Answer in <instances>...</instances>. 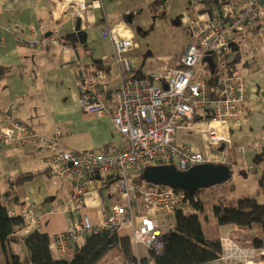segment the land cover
Masks as SVG:
<instances>
[{
    "label": "built area",
    "instance_id": "1",
    "mask_svg": "<svg viewBox=\"0 0 264 264\" xmlns=\"http://www.w3.org/2000/svg\"><path fill=\"white\" fill-rule=\"evenodd\" d=\"M199 1L188 0V3L194 7L199 5ZM98 3V0H55L53 7L55 11H65L76 17ZM197 14L187 12L182 18L183 28L189 31L196 42L187 46L180 57L179 66L164 75L143 72L140 59L129 56V52L137 46L133 38H119L115 30H102V37L112 40L113 60L118 69L114 114L110 119L117 141L106 149L85 152L66 149L59 142L60 131L57 130L56 137L50 139L35 132L12 113L2 115L0 145H37L49 153L46 167L52 183L55 184L59 178H68L71 182L69 207L78 209L83 206L87 186L95 182L96 175L111 176V191L122 201L104 215L99 225H93L87 215H82L70 229L54 235L59 253L67 251L68 241L96 235L101 231L117 234L129 227L128 238L137 264L143 258L140 245L150 254L147 263L153 264L154 257L162 253L163 235L172 229L166 219L174 216L184 201L185 192L168 187L159 192L147 191L145 185L136 186L131 182L127 171L135 168L138 172L149 162L154 165H173L181 171L204 163L231 167V155L244 154L245 147L234 146L224 126L230 121L238 122L243 115V105L247 99L245 81L237 75H222L214 78V85L210 87V72L204 67L202 59L205 52H210L216 59L230 54L244 40L247 32L261 26L264 0H226L214 16L203 18ZM5 29L9 30L8 27ZM260 29L264 41V27ZM55 33L51 31L39 43L27 41L19 35L14 38L17 43L31 47L42 44L62 47L61 39ZM62 48L67 49L64 46ZM84 49L83 55L92 57L91 49ZM81 61L79 56L74 58L79 106L85 113L107 116L108 99L103 88L107 71L95 60H90L87 65ZM164 84L167 89H164ZM195 117L208 119L204 130L206 143L211 150L208 155L192 151L189 145L175 142L178 123ZM263 145L264 129L253 143L254 147ZM243 173L253 174L254 169L251 167ZM75 212L78 213L77 210ZM19 215L26 224L37 223L28 201L24 202ZM158 215L162 218L159 219ZM226 240H221L222 254L216 264L223 260H242L240 254L251 255L250 250ZM227 253L229 256L225 255Z\"/></svg>",
    "mask_w": 264,
    "mask_h": 264
},
{
    "label": "crops",
    "instance_id": "2",
    "mask_svg": "<svg viewBox=\"0 0 264 264\" xmlns=\"http://www.w3.org/2000/svg\"><path fill=\"white\" fill-rule=\"evenodd\" d=\"M151 1L148 0L149 3ZM54 4L55 0H0V67L4 69V75L0 78V126L2 113L10 112L44 137H52L55 131H60L59 140L66 149L78 152L106 149L117 141V134L110 118L85 113L79 106L74 58L82 56L78 50L80 47L83 48L84 44L78 43L73 47L68 42L65 43L67 45L62 42V47L66 46V50L50 44L31 47L17 43L14 36L19 35L27 41L39 43L54 30L56 31L54 35L62 39L64 35L73 31L76 19L79 18L81 29L84 32L98 26L101 28L103 40L110 39L102 37V30L108 29L115 30L119 38H133L137 43L131 27H134V30L137 28L132 25V21H134L133 13H137L138 10L135 9L136 6L126 4L124 0H110L107 8H104L100 1L80 16L73 17L68 15V12L55 11ZM187 12L192 13L185 10L178 15L181 24ZM217 12L218 8L212 6L207 13ZM108 13L113 16L111 21L108 20ZM115 20L117 22L114 25L111 24ZM128 20L131 22L128 23ZM193 40L195 43L196 40L194 38ZM138 48L137 43L135 49L129 52V56L140 59L134 55ZM10 49L11 51H8ZM16 51H20L19 58L10 62V55ZM244 53L248 56L245 63L241 65ZM250 54L239 45L227 55V60L223 58L230 63L229 68L234 73L238 71L242 73L247 87V99L243 105L241 119L238 122H227L224 130L229 134L234 146L245 147L243 155L235 154V156L243 157L248 151L258 150L255 156L260 159L263 149L254 147L253 143L258 140L260 131L264 129V47L260 48L258 56H255L257 53ZM181 55L168 63L166 61L172 58H164L166 64L164 66L163 63L161 64L160 67L163 68L161 73L173 69L178 64ZM80 59L82 63L99 60L103 65L108 66L110 73L103 87L111 91L112 96L115 97L118 77L116 80L111 77L110 63L113 58L93 55L92 52V57L83 55ZM140 61L143 70L145 60L140 59ZM207 122V118L201 117L181 121L182 125L175 131V142L179 145H189L192 151L208 155L211 150L206 143L204 131ZM196 130L199 131L200 137L201 133L205 135L203 136L205 144L202 142L197 145L190 142ZM48 156L49 153L37 145L11 147L0 145V200L16 214H19L24 202L28 201L31 214L37 222L36 224L25 223L14 233V241L3 245L0 242V264H5L8 257L12 255L18 256L21 263H24L26 256L24 239L34 230L49 236L50 250L54 259H64L70 253L69 260L73 255V250L83 245L84 237L76 241H68L67 251L61 254L56 249L54 235L70 229L82 215H87L93 225H99L104 215L111 212L115 204L122 203L114 197L116 194L111 191V181L107 177L100 176L101 179L95 177V182L87 186L83 206L78 209L69 207L68 201L72 196L71 182L68 178H59L55 180V184L52 183L49 173L47 175L46 172ZM235 156L230 160L232 165L238 163ZM243 161L247 165L248 158L245 157ZM249 168H240V171L243 173ZM136 171L132 168L128 172L131 182L137 176ZM18 177H22L23 181L17 182ZM104 178L107 181L106 184L101 183ZM107 188L110 190L109 194L104 195L102 191ZM14 195L17 198L14 199ZM76 210L78 213L75 212ZM129 232V227H126L117 235L128 237ZM250 233L252 232L235 226H217V236L214 238H222L226 235L233 243L242 245L241 235ZM249 250L252 258L255 259L254 262L230 259L223 260L219 264H264V247L249 248Z\"/></svg>",
    "mask_w": 264,
    "mask_h": 264
},
{
    "label": "trees",
    "instance_id": "3",
    "mask_svg": "<svg viewBox=\"0 0 264 264\" xmlns=\"http://www.w3.org/2000/svg\"><path fill=\"white\" fill-rule=\"evenodd\" d=\"M166 1L167 0H152L150 2L148 11L152 19L164 16L163 10ZM185 2L187 4L186 10L192 13L205 15L211 10L212 6H221L225 0H200L199 5L194 7H191L188 0H185ZM208 14L209 16H213L215 13ZM261 27H264V19L262 20ZM62 42L64 45H67L65 43L68 41L62 37L61 43ZM84 50H86V48ZM212 59L215 65V73H209L208 83L210 87L214 85V78L224 74L229 75L234 73L229 68L230 63L224 61L219 65V63L216 62L215 56L212 55ZM179 60L175 67L179 66ZM95 62L106 69L108 76L110 73L108 66L103 65L99 60H95ZM87 64H89V62L83 63V65ZM203 65L207 68L206 64ZM225 70L226 72L224 73ZM3 75L4 69L0 67V78ZM105 92L108 99V113L106 117L111 119L114 114V96H112L111 91L109 92L108 89H106ZM9 113L10 112H3L2 115H7ZM180 125L182 124L178 123V126ZM55 137L54 133L52 137L48 138L54 139ZM263 146L262 149H264ZM145 166L143 165L136 173L137 176L133 183L136 186L145 185L147 191L151 192H159L165 189L164 186H154L142 181L141 172ZM46 172L48 175L47 168ZM22 181V177L17 178V182ZM259 183L264 191V172ZM202 191L203 189L196 190L193 193L185 192L184 201L180 204L173 216V228L163 235L162 253L160 256L154 257L153 264H215L218 262L222 254L220 238H208L203 231L198 214H188L183 211V206L188 205L198 212H203V197L200 195ZM15 198L17 197L14 195V199ZM222 199L223 197L218 198L217 204L213 206V216L216 224L218 226H235L252 232L250 234L241 235L240 239L243 243L240 247L242 248L264 247V241L257 237L253 231V229H258L255 225H259L264 233V204H259L254 198H245L238 200L235 206L228 207L224 206ZM9 208L10 207L5 206L0 200V242L2 245L14 241V233L25 225L20 215ZM244 242H246V244H244ZM24 247L26 250L24 263H21L18 256L12 255L8 257L5 264H95L112 249H117L119 251L123 261L122 264H137L131 240L128 237H119L116 233L110 234L107 231H101L96 235L85 236L83 245L73 250V255L69 260L54 259L50 250L49 236L38 230H34L27 234L24 239ZM149 256L150 254L148 253L147 256L141 258L140 264H148L147 259Z\"/></svg>",
    "mask_w": 264,
    "mask_h": 264
},
{
    "label": "rangeland",
    "instance_id": "4",
    "mask_svg": "<svg viewBox=\"0 0 264 264\" xmlns=\"http://www.w3.org/2000/svg\"><path fill=\"white\" fill-rule=\"evenodd\" d=\"M100 1L103 7L107 8L108 2L110 0H99V3ZM124 1L128 5L136 6L135 9L138 10L137 13H133L134 21H132L133 24L132 23L131 24L139 28L143 34L137 35L135 33L134 27H131V30L134 32L135 40L137 41L139 46V48L136 50L134 55L142 60H145L143 72H147L149 74L152 73L154 75L167 74L169 70L161 73L163 71V68L160 67L161 64L163 63L164 66L168 62H172L175 57L181 55L185 51L188 45L194 43L192 36L190 35V33L186 28L182 27L181 23H179V25L173 24L174 19L179 14H182V12L186 10L187 4L185 0H167L164 3V10H163L164 16L157 17L155 19H152V16L149 14L148 5L150 3L148 2V0H124ZM224 3H222V5ZM222 5L216 7V9L218 8L219 11ZM107 15H108V20L111 21L113 19V16H111L110 13H108ZM201 16L211 17L209 16L208 13ZM116 22L117 20L112 21L111 24L114 25ZM260 27L261 26H258L253 31L247 32L244 36V40L240 43L241 47H243V49L247 51L249 54L257 53L255 56H258L260 48L264 47V41L261 37L262 31ZM85 32L87 33L88 37H87V41L82 46L91 49L93 55L97 54L98 56L101 55L112 58L113 50H111V41L110 39L103 40L101 38V28L95 26L90 28L89 30H86ZM247 36L248 39H246ZM83 48L80 47V49L78 50L79 54L82 55L79 56L80 58L83 57ZM8 51H11V49ZM19 53L20 51L12 52V55H10L9 57L10 62L17 60L19 58ZM247 56H248L247 53L243 54L242 57L243 60L241 62V65L245 63L244 61H246ZM166 57L172 59L164 63L165 62L164 58ZM226 57L227 55L217 58L216 62H218L219 65H221L222 62L227 60ZM223 58H226V60ZM85 60H87V58ZM110 67H111V77L113 80H116V78L118 77V71L113 59L110 63ZM241 74L238 71V73H233L229 75H237L243 80L244 78L242 77ZM200 135H202L201 136L202 139L199 136V131L196 130V134L190 139V142H193L197 145L202 144V142L203 144H205V139H204L205 135L203 133H201ZM257 151L258 150L248 151L246 152V156L243 157L242 156L238 157L235 156L234 154L231 155L230 159L235 156L236 161L238 163H235L233 166H231V176L229 180L217 186L203 189V191L200 193V195L203 197V203H204L203 212H198L188 205L183 206L184 209L183 211H185L186 213L198 214L203 231L208 238H214L217 236L218 225L216 224V221L213 216V206L217 204L218 198L223 197L222 199L223 204L224 206H228V207L235 206L238 200L245 198H254L259 204H264V191L259 183L262 174L264 172V154H263L264 151H262L263 155H261L260 159L258 158V156L257 157L255 156L257 154ZM245 157L248 158L247 165L244 164L243 161ZM148 165H154V164L149 162L146 164V166ZM239 165L241 166L240 168L252 167L254 169L253 175L250 174L245 176L243 173H241ZM130 170L127 171V174ZM105 182L107 181L104 178L103 181H101V183H105ZM109 191L110 190L107 188L104 189V191L102 192L104 195H106L109 194L108 193ZM114 197H116V195ZM158 218L161 219L162 218L161 215H158ZM166 223L170 224V227L173 228V224H174L173 217L167 218ZM255 227L258 228V229H253L257 237L261 238V240H264V233L262 232L261 227L259 225H255ZM224 238L230 240V238L227 237L226 235L223 236L222 238L220 237V240H222L223 242L227 241ZM244 244H246V242H244ZM238 246L240 247V245ZM139 250L143 257L148 255L147 250L143 246L140 245ZM69 254L66 255V257H64V260H68ZM225 255L229 256L228 253ZM240 257L243 261L245 260L247 262L249 261L254 262L255 260L252 258V255L244 256V254H240ZM122 262L123 261L119 251L117 249H112L101 260H99L95 264H122Z\"/></svg>",
    "mask_w": 264,
    "mask_h": 264
},
{
    "label": "water",
    "instance_id": "5",
    "mask_svg": "<svg viewBox=\"0 0 264 264\" xmlns=\"http://www.w3.org/2000/svg\"><path fill=\"white\" fill-rule=\"evenodd\" d=\"M179 21L180 18L178 16L174 19L173 24L179 25ZM130 22L128 20V23ZM139 32L140 29L136 28L135 33L139 35ZM63 38L70 42L73 47L78 43L84 44L86 42L87 34L81 29V20L79 18L76 19L73 31L64 35ZM202 63L207 65L210 74L215 73V65L210 52H205ZM163 86L164 89H167L166 84ZM244 175L246 174L244 173ZM230 176L231 167L219 163L194 165L184 171L176 169L173 165H148L141 172L142 181L146 183L181 190L187 193H193L199 189H206L225 183L229 180ZM110 177L107 178L109 179ZM96 178L101 179L100 176H96Z\"/></svg>",
    "mask_w": 264,
    "mask_h": 264
},
{
    "label": "flooded vegetation",
    "instance_id": "6",
    "mask_svg": "<svg viewBox=\"0 0 264 264\" xmlns=\"http://www.w3.org/2000/svg\"><path fill=\"white\" fill-rule=\"evenodd\" d=\"M129 18V17H128ZM143 34L141 31L139 32V35Z\"/></svg>",
    "mask_w": 264,
    "mask_h": 264
}]
</instances>
